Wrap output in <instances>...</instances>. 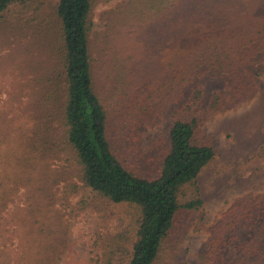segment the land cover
Returning <instances> with one entry per match:
<instances>
[{
	"label": "rangeland",
	"instance_id": "rangeland-1",
	"mask_svg": "<svg viewBox=\"0 0 264 264\" xmlns=\"http://www.w3.org/2000/svg\"><path fill=\"white\" fill-rule=\"evenodd\" d=\"M262 1L167 0L159 9L151 0H94V85L108 111L110 137L122 150L133 140L129 164L140 173L159 172L177 92L184 101L192 86L202 85L205 109L214 89L226 92L200 125L216 152L198 177L203 205L178 213L155 264H264V43L230 40L242 57L237 73L192 67L195 79L174 94L157 90L178 71L181 57L194 60L208 47L199 41H219L220 49L222 39L209 35L214 27L238 32ZM58 3H14L0 17V257L23 249L32 264H126L138 207L86 185L63 117L49 121L62 109L48 99V89L62 92L63 100L66 89ZM134 67L144 81L138 126L129 108L135 90H128L124 73ZM184 191L182 200L192 197L191 187Z\"/></svg>",
	"mask_w": 264,
	"mask_h": 264
},
{
	"label": "trees",
	"instance_id": "trees-1",
	"mask_svg": "<svg viewBox=\"0 0 264 264\" xmlns=\"http://www.w3.org/2000/svg\"><path fill=\"white\" fill-rule=\"evenodd\" d=\"M31 1L33 0H0V17L10 5ZM151 1V8L161 9L159 5H164L167 0ZM93 4L94 0H59L57 5L56 13L62 32L61 61L66 89L64 100L62 92L54 87L48 89V99L53 105H60V110L62 109L49 116V121L55 116L63 117L66 143L71 147L80 165L81 178L86 185L114 202H128L138 207L140 217L136 240L126 264H155L165 239L174 227L178 213L183 209L195 210L203 205L198 177L203 168L213 161L216 152L210 143L203 141L200 125L209 111L220 108L226 92L214 89L210 93L206 109L201 106L205 100L202 85L192 86L184 101H180V93L177 92L170 109V145L162 158L159 172L156 175L140 173L129 164L134 156L133 152H129L130 147H134L133 140L129 144L122 143L125 148L122 150L120 148L123 147L118 148V143L110 137L108 111L94 85L90 48ZM246 16L250 18L240 26L238 32L228 28L216 31L214 27V31L209 35L222 39L220 49L219 41L213 45L199 41V47H208L199 49V54L194 60L190 61L191 55L189 58L181 57L177 65L178 71L170 81L168 77L161 80L157 90L174 94L180 84H189L195 79L196 69L191 72L192 67H217L223 72L237 73L242 57L238 56L240 48L234 47L230 40H242V46L253 42L264 43V1ZM129 70L124 72L127 73L125 78L130 85L128 90H135L130 93L129 108L135 115L131 119L138 126L145 115L141 95L144 81L138 73L139 68ZM45 81L46 79L43 82ZM151 85L149 84V87ZM152 89L154 90V86ZM239 92V89L235 88L232 98H236ZM186 187L192 188L193 195L182 200ZM11 243L13 241L6 245ZM27 258L28 253L23 249L17 252L5 251L0 257V262L32 264L26 261Z\"/></svg>",
	"mask_w": 264,
	"mask_h": 264
}]
</instances>
